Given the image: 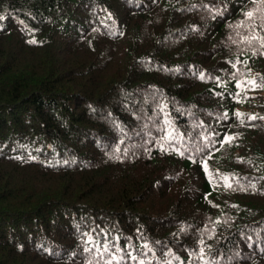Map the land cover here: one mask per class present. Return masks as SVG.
<instances>
[{
  "label": "trees",
  "instance_id": "trees-1",
  "mask_svg": "<svg viewBox=\"0 0 264 264\" xmlns=\"http://www.w3.org/2000/svg\"><path fill=\"white\" fill-rule=\"evenodd\" d=\"M258 6L0 0V264H264Z\"/></svg>",
  "mask_w": 264,
  "mask_h": 264
},
{
  "label": "snow or ice",
  "instance_id": "snow-or-ice-1",
  "mask_svg": "<svg viewBox=\"0 0 264 264\" xmlns=\"http://www.w3.org/2000/svg\"><path fill=\"white\" fill-rule=\"evenodd\" d=\"M252 2L253 3H256V0H252ZM259 3H260V5H264V0H259ZM256 11L257 12H264V8H261V7H257V9H256ZM245 15L249 18V19H253L254 18V16H255V13H254V11H248L247 13H245ZM2 19H4V17L3 16H0V20H2ZM261 20H262V24H261V26L262 27H264V16H262L261 17ZM257 37L256 36H253V37H251V39H256ZM247 39V38H246ZM262 40H264V38H261ZM250 42V41H249ZM33 43H34V41H33ZM261 47H264V43H262L261 44ZM254 83V82H253ZM239 115V114H238ZM252 119H255V117H252ZM226 139V142H231L232 141V139H233V137H226L225 138ZM205 169H207V164H205ZM228 187H231V185H228ZM109 250V245L107 244V243H105L104 245H103V251L104 252H107ZM86 251H87V249H86ZM118 251H119V249H118ZM201 251H203V249H201ZM122 259V258H121ZM132 259H135V257H132Z\"/></svg>",
  "mask_w": 264,
  "mask_h": 264
}]
</instances>
